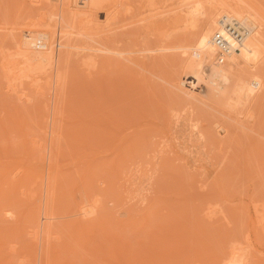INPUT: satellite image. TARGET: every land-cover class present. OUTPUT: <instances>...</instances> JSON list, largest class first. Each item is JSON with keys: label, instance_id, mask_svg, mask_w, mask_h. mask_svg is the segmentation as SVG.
Masks as SVG:
<instances>
[{"label": "rangeland", "instance_id": "374dc122", "mask_svg": "<svg viewBox=\"0 0 264 264\" xmlns=\"http://www.w3.org/2000/svg\"><path fill=\"white\" fill-rule=\"evenodd\" d=\"M60 1L0 0V264H45L40 247L49 235V264H264V88L251 103L230 92L224 105L196 94L203 83L190 95L167 80L190 51L187 27L217 0H114L119 11L109 29L98 13L92 26H82L88 44L63 56L64 34L55 35L52 63L30 67L22 58L29 47L21 51L18 40L32 20L39 22L31 27L43 31ZM243 6L256 14L249 3ZM123 40L161 50L162 63L146 65L149 72L142 67L146 82L142 74V83L134 80L144 91L116 73L111 50ZM61 63L63 85L56 79ZM56 88L64 91L62 100ZM127 142L139 152L128 153ZM48 179L55 186L50 228L44 217Z\"/></svg>", "mask_w": 264, "mask_h": 264}, {"label": "bare ground", "instance_id": "6f19581e", "mask_svg": "<svg viewBox=\"0 0 264 264\" xmlns=\"http://www.w3.org/2000/svg\"><path fill=\"white\" fill-rule=\"evenodd\" d=\"M116 1V0H115ZM114 0H77V6L74 7L76 5V2H73V0H61L60 1V7H59V10L58 12L56 13L57 17L55 14H52L54 15L56 18H53L52 16L49 17V21L48 19L46 18L48 15H46L45 19L46 20V24L44 25L43 24V31L41 30H37L35 29L36 26H38L36 23H38L39 21L36 20V22L34 23L35 20H32L31 23L33 24V26L35 27H31L32 24H29V26L27 27V23H30L29 20L27 23H26V27L29 29V31H25V32H30V28L32 31H35L36 33L35 34H22L20 40H17L19 41V44L16 42V44H18V47H20L19 49H21V45L22 47L24 48H30V46H37V47H41V52H37V53H33L35 51H30L29 48L28 49H23L24 52H23V61H27V63L29 64V66L33 65L32 63H35L36 61L37 62H41L43 63V61H47L49 64L52 63V60L53 57V52L51 53L50 50H49V47L50 45L54 43L51 42L50 40V37H55V35H58L60 37H62L61 35L59 34H64V43H63V47L65 48V51H63V56L65 54H68V52L70 50H72L73 48H80V47H83L84 45L88 44L86 42L88 41H84L81 37H80V34H85L83 33L81 30H82V26L85 24V26H92V21H96L97 19V15L98 13H101L103 14V20H107L106 22V28L109 29V27L111 26V24L113 25V22L116 18V14L115 12L116 11H119L118 8H117V5H116V2ZM119 1V0H118ZM117 1V2H118ZM125 2V0H123ZM213 1V0H212ZM241 1H244L243 2V5L244 3L247 2V4L249 3V5H251V7L253 6V2L252 4H250L249 1L247 0H241ZM252 1V0H251ZM255 1V0H253ZM123 2V3H124ZM232 2V3H231ZM215 3V4H214ZM212 4V2H210V4H212L211 6H209L208 8H204V15L202 17H198L194 22H192L190 24V27H187V28H190L192 30V32H189V36H190V40L188 42V45H189V49L190 51L187 53L186 57L180 61L178 63V68L176 67L175 70H179L177 73H175V76L172 77L171 80H169L167 78L168 81H170V84L172 85V87L175 88L176 91H179L183 93H187L190 95L192 94V89L194 88L195 85H199L200 83H203L204 85H199L198 87H196L197 91H196V94H202L205 93V95L207 94L208 95V98L209 100H211L212 102H215V103H221V104H226L227 102V98L229 97L228 94L230 92H232L233 94L235 93V98H236V95L238 98L240 99H243L247 102H253L255 101L256 97L259 95H257V92L259 90V88H261V86L264 88V10L262 11V7L260 8L259 5H257L256 7L253 6V11L255 10V13L256 14H253L254 12H252L251 10L245 8L242 3H240V0H217L216 2H214ZM57 4V3H56ZM55 4V7L57 6ZM74 4V5H72ZM122 4V0H121V3L120 5ZM257 4V2H256ZM255 4V5H256ZM260 4V3H259ZM119 5V6H120ZM192 5V4H191ZM241 5V6H240ZM185 6V5H184ZM189 6V5H188ZM259 6V7H258ZM181 7V6H180ZM241 7V8H240ZM179 8V6H178ZM186 7H184L185 9ZM189 7H187L188 9ZM192 8V7H191ZM190 8V9H191ZM250 8V9H252ZM257 8V9H256ZM57 9V7H56ZM117 9V10H116ZM183 9V10H184ZM194 9V8H192ZM196 10V9H195ZM177 11V10H176ZM180 11V9L178 10V12ZM259 14H257V12ZM43 13V12H42ZM117 13V12H116ZM180 13H182L180 11ZM202 13V11L200 12ZM41 15V14H40ZM93 15V18H89L88 16H91ZM178 15V14H177ZM180 15V14H179ZM257 15V16H256ZM50 16V15H49ZM41 17V16H40ZM38 17V18H40ZM92 17V16H91ZM51 18H53L52 20H50ZM95 19V20H94ZM114 19V20H113ZM39 20V19H38ZM43 20V18H41V21ZM56 22L58 23V25H60V27L58 28H61L62 27V32L61 33L60 31H57L59 29H57V24ZM41 23V22H40ZM39 23V24H40ZM44 23V21H43ZM24 24V23H23ZM22 24V25H23ZM35 24V25H34ZM14 25V24H13ZM16 25V24H15ZM94 25V24H93ZM17 26V25H16ZM40 26V25H39ZM13 27V26H11ZM25 27V26H24ZM30 27V28H29ZM34 28V29H33ZM11 29V28H10ZM25 30V29H24ZM189 30V29H188ZM19 31V30H18ZM56 31H57V34H56ZM21 32V31H20ZM18 32V33H20ZM60 32V33H59ZM216 32H219L225 41L228 42V45L229 47L226 48L225 50H221L220 48H218L214 42V35ZM13 33V32H12ZM17 33V34H18ZM30 36H29V35ZM14 35V34H13ZM31 35H34V36H31ZM10 37V36H9ZM13 37V36H12ZM15 37V36H14ZM59 37V38H60ZM19 38V36H18ZM58 38V37H57ZM90 39V37H88ZM195 39V40H192ZM15 39V38H14ZM58 40V39H57ZM61 40H63L61 38ZM92 41H95V40H92ZM106 41L108 42H111L112 41V38L111 36H107L106 37ZM85 42V43H84ZM21 43V44H20ZM124 40L123 41H120L119 45L115 48V49H112L111 51H113L115 53V62H114V65L116 67V69L118 68V72L116 71V73L118 74L119 72H121L123 75L122 77L124 78H120V81L123 80V82H127V81H130L131 82V86H134L136 85L137 88H139L140 92L141 91H144L142 90V88L140 89V86L142 84H144V82H146V79L144 78L145 74L143 75L141 73V71H144L146 68L149 69L148 66L146 65H151V69H154L155 67H157V65L155 66V64L157 63H162L163 61L159 62L158 60V53L161 51L160 48H157V49H149L148 46H141V45H129L128 43H126L124 45ZM58 44H59V40H58ZM151 45V44H150ZM17 47V45H15ZM14 46V47H15ZM150 47V46H149ZM152 47V46H151ZM34 48V47H33ZM51 48V47H50ZM21 49V51H23ZM38 50V51H40ZM43 50V51H42ZM62 50V49H61ZM19 50V53L21 54V52ZM153 53V54H152ZM15 54V53H14ZM220 55V56H218ZM18 56V55H17ZM16 56V57H17ZM21 58V57H20ZM21 58V59H22ZM25 58V59H24ZM15 59V58H14ZM21 59H19L21 61ZM63 61V60H62ZM60 61V62H62ZM46 62V63H47ZM25 64V63H24ZM154 64V66H153ZM37 66V64H34ZM41 65V64H40ZM38 65L37 68L40 66ZM43 65V64H42ZM30 66V67H31ZM62 66H64L62 63L60 64V69H59V66L57 68V71L58 72L59 70V73H57V81L63 85V68ZM140 67L141 70H137L136 68ZM144 70H143V68ZM154 67V68H153ZM41 68V66H40ZM138 68V69H140ZM66 69V68H64ZM135 69V70H133ZM146 69L147 72L150 71V69L148 70ZM240 69H242V71L244 73H247V75H249L250 77V80H248L247 78H245V75L243 74L242 71H240ZM135 71L134 73L131 72V71ZM139 71V72H138ZM129 72L132 73L131 76H133L135 74V77L134 79L132 78L131 79V76L129 77ZM138 72V73H137ZM120 73V74H121ZM130 73V74H131ZM137 73V74H136ZM145 73V72H144ZM119 74V77L121 76ZM139 74H142V75H139ZM138 78H137V77ZM142 76V77H141ZM147 76V75H146ZM145 76V77H146ZM141 77V78H139ZM135 78L138 80H136L137 83H139V79H141V82L142 83L140 86L139 84L137 85L136 82L134 81ZM117 79H118V76H117ZM122 79V80H121ZM130 79V80H129ZM134 81V83H133ZM254 81L258 82L259 84V87L258 86H255L254 85ZM112 82V81H111ZM58 83V84H59ZM109 83V82H108ZM118 83V82H117ZM122 83V82H120ZM128 83V82H127ZM169 83V82H168ZM60 84H59V87H60ZM124 84V83H123ZM134 84V85H133ZM206 84V85H205ZM111 85V84H110ZM125 85V84H124ZM143 86V85H142ZM141 86V87H142ZM180 86H184L186 87L185 90H182V88ZM135 87V88H136ZM111 88V87H110ZM120 88V87H119ZM262 88V89H263ZM57 89V88H56ZM54 89V90H56ZM63 89V87L61 88ZM121 89V88H120ZM123 89V88H122ZM134 89V88H133ZM109 90V89H108ZM264 90V89H263ZM127 91V90H125ZM109 92V91H108ZM110 92H112V90H110ZM123 92V91H120V93ZM136 92V91H135ZM55 93V92H54ZM62 93H64L63 90H60L59 88L57 89L56 91V95H58L59 97V100H62L60 99L62 97ZM115 93V92H114ZM124 93V92H123ZM127 93V92H125ZM124 93V94H125ZM132 93V92H131ZM178 93V92H176ZM65 94V93H64ZM129 94V93H128ZM144 94V93H143ZM181 94V93H180ZM178 95V94H176ZM189 95V96H190ZM257 95V96H256ZM183 96V95H182ZM194 96V95H193ZM121 97V96H120ZM125 97V96H124ZM129 97V96H128ZM132 97V96H131ZM184 98H187L185 97V95L183 96ZM182 97V99H184ZM207 97V96H206ZM259 97V96H258ZM116 98V97H115ZM179 98V97H178ZM192 98V97H191ZM204 98V97H203ZM121 99V98H120ZM192 99H195L192 98ZM201 99V98H200ZM259 99V98H258ZM263 99V98H262ZM56 100V99H55ZM188 100V99H187ZM186 100V102H187ZM226 100V101H225ZM238 100V99H237ZM58 101V100H57ZM125 101V100H124ZM131 101V100H130ZM224 101V102H223ZM116 102V100H115ZM118 102V101H117ZM126 102V101H125ZM124 102V103H125ZM184 102V101H182ZM184 102V103H186ZM189 102V100H188ZM223 102V103H222ZM240 102V101H239ZM59 101H58V105H59ZM190 103V104H189ZM188 104L191 105V102H189ZM201 103V102H200ZM120 104V102H119ZM122 104V103H121ZM143 104H146V103H143ZM205 104V103H204ZM219 104H215V105H219ZM231 104V103H230ZM118 105V103L116 104V106ZM126 105V104H125ZM208 105V104H207ZM223 105V107H224ZM247 106V105H246ZM255 106V105H254ZM126 107V106H125ZM127 107H128V103H127ZM208 107V106H207ZM211 107V106H210ZM217 107V106H216ZM220 108V106H218ZM121 108V107H120ZM135 108V107H134ZM212 108H215L214 106ZM58 109V108H57ZM124 109V108H123ZM129 109V108H128ZM137 109V108H136ZM208 109V108H207ZM221 109V108H220ZM233 109V108H232ZM210 110V108H209ZM215 110H219V109H215ZM222 110V109H221ZM231 110V109H230ZM251 110V109H250ZM120 111H122L120 109ZM57 113V111H56ZM255 113V112H254ZM257 113V112H256ZM219 114V113H217ZM55 115V113H54ZM124 115V114H123ZM56 116V115H55ZM229 116V115H228ZM232 116V115H231ZM54 117V116H53ZM58 117V116H56ZM119 119H124V118H120ZM223 119V118H222ZM118 120V118H117ZM56 121V119L54 118V122ZM119 121V120H118ZM226 121V120H225ZM57 123V122H56ZM55 123V124H56ZM125 123H129V122H125ZM124 123V124H125ZM144 123V122H143ZM222 123V122H221ZM230 123V122H229ZM137 124V123H136ZM226 125V124H225ZM58 126V124H57ZM118 126V125H116ZM120 126V125H119ZM127 126H129L127 124ZM138 126V125H136ZM141 126V125H140ZM139 126V128H140ZM145 126V125H144ZM142 126V127H144ZM55 127V126H54ZM60 127V126H59ZM146 127V126H145ZM225 127V126H224ZM223 127V128H224ZM123 128V127H121ZM127 128V127H126ZM137 128V127H136ZM226 128V127H225ZM54 129V128H53ZM56 129V128H55ZM54 129V130H55ZM61 129V127H60ZM233 129V128H231ZM113 130V129H112ZM135 130V129H134ZM138 130V128H137ZM226 130V129H225ZM228 130V129H227ZM131 131V130H130ZM144 131V130H143ZM263 131V130H262ZM53 132V131H51ZM112 132V131H111ZM127 132V131H125ZM136 134H138V132L135 130ZM141 132V131H140ZM227 132V131H226ZM106 133V132H105ZM117 133V132H116ZM122 133V132H121ZM130 135L133 133V132H129ZM114 133H111L110 135H112ZM126 134V133H125ZM115 135V134H114ZM128 135V133H127ZM125 135V136H127ZM129 136V139L133 136H136L135 133L134 135H131V137ZM113 136V135H112ZM124 136V135H123ZM115 137V136H114ZM138 137V135L136 136V138ZM117 138V137H116ZM119 138V137H118ZM121 138V137H120ZM52 139V137H51ZM133 139H135V137H133ZM132 140V139H130ZM129 140V141H130ZM57 141V139H56ZM55 141V142H56ZM122 141H124L122 139ZM132 142V141H130ZM128 143L129 146V150L127 149H124L122 148V152H121V159L123 161H125V158L127 159V152H131L132 150L134 151L133 148H136L138 147V143L136 142V145L135 147H133V145H130L132 143ZM52 143H54V141L52 140ZM126 143V141L122 142L121 145H123V147H126L124 146V144ZM134 143V141H133ZM51 144V143H50ZM53 145V144H52ZM55 146H52L53 147H58V144H55ZM245 145V144H244ZM51 147V146H50ZM56 147V148H57ZM247 147V146H246ZM55 148V149H56ZM127 148V147H126ZM139 148V147H138ZM138 148H136V151L138 150ZM150 148V147H149ZM154 148V146H153ZM153 148H151L153 150ZM126 150L125 152H123L124 150ZM242 149V148H241ZM53 150V149H52ZM58 150V149H57ZM145 150H148L149 149H146ZM151 150V152H152ZM54 151V150H53ZM139 152V150L137 151ZM142 152V151H141ZM140 152V153H141ZM145 152V151H144ZM52 151L50 153V155H52ZM133 153V152H132ZM139 153L140 156H142L141 154ZM146 153V152H145ZM54 156H55V151H54ZM238 154V153H237ZM49 155V158L48 160L50 161L51 158H52V161L53 159L55 158L53 155L52 157H50ZM136 155V154H134ZM151 156V154H149ZM148 155V156H149ZM132 156V154H131ZM144 156V155H143ZM129 158L132 159L129 155ZM134 158V157H133ZM129 160V159H128ZM51 161V162H52ZM159 162V160L157 161ZM169 162V161H168ZM54 163V161L52 162ZM154 163V162H153ZM167 163V162H166ZM170 163V162H169ZM264 163V162H263ZM157 164V163H156ZM159 165V163H158ZM128 168H129V165H127ZM156 166V165H155ZM160 166V165H159ZM174 166V165H172ZM263 166V165H262ZM158 167V166H157ZM163 167V166H162ZM168 168V167H167ZM180 168V166L178 167ZM262 168V167H261ZM123 169V168H122ZM131 169V168H130ZM161 169V167L159 168ZM170 169H173V168H170ZM169 169V170H170ZM175 169V167H174ZM173 169V170H174ZM186 169V168H185ZM188 169V168H187ZM264 170V169H263ZM189 171V169H188ZM195 171V170H194ZM122 172V171H121ZM165 172V170L163 171ZM173 175H174V172L170 171ZM196 172V171H195ZM252 172V171H251ZM125 173V172H124ZM170 173V175H172ZM180 173V172H179ZM189 173V172H188ZM194 173V172H193ZM192 173V174H193ZM127 174V173H126ZM156 174V173H155ZM176 174V172H175ZM185 174V173H183ZM190 174V175H192ZM198 174V173H197ZM51 175V174H50ZM125 175V174H124ZM194 175V174H193ZM252 175V174H251ZM52 176V175H51ZM49 176V178L51 177ZM54 176V175H53ZM52 176V177H53ZM156 176V175H155ZM177 174L174 176L176 178ZM188 175H185L184 177H186ZM127 177V176H126ZM130 177V176H129ZM152 177V176H151ZM181 178V176H179ZM248 177V176H247ZM48 178V177H47ZM56 178V177H55ZM52 179V180H55ZM128 178V177H127ZM147 178V177H146ZM191 178V177H189ZM17 179V178H16ZM150 179V178H149ZM157 179V177H156ZM255 179V178H254ZM131 180V179H130ZM152 180V179H151ZM162 180V179H161ZM161 180H158L160 182L158 183H161ZM172 180V179H171ZM187 180V179H185ZM232 180V179H231ZM164 181V179H163ZM177 181V179H176ZM183 181V180H181ZM215 181V180H214ZM2 182V181H1ZM149 182V181H148ZM172 182H174L172 180ZM227 182V181H226ZM234 182V181H233ZM13 183V182H12ZM154 183V182H152ZM228 183V182H227ZM53 181L51 180H47V188H46V202L44 203L45 205V210H44V217H45V222H46V218L47 220L49 221L51 215V209H52V205L54 203H52L53 201V189L55 188V186L53 187ZM130 184V183H129ZM210 184V183H209ZM10 185V184H9ZM127 185V184H126ZM137 185V184H136ZM162 185V184H161ZM160 185V186H161ZM164 185V184H163ZM179 185V184H178ZM182 185V184H181ZM190 185V184H189ZM238 185V184H237ZM243 185V184H242ZM247 185V184H246ZM254 185V183H253ZM134 186V185H133ZM151 188H152V185H150ZM236 186V185H235ZM46 187V186H45ZM178 187V186H177ZM209 187V186H208ZM10 188V187H9ZM16 188V187H15ZM126 188V187H125ZM123 188V190L125 189ZM138 188V186H137ZM146 188V187H145ZM205 188V187H204ZM244 188V187H243ZM6 189V188H5ZM136 189V187H135ZM176 189V188H175ZM207 189V188H206ZM209 189V188H208ZM213 189V188H212ZM210 189V190H212ZM239 189V188H238ZM252 189V188H251ZM55 190V189H54ZM150 190V189H149ZM205 190V189H204ZM12 191V190H11ZM9 191V192H11ZM126 191V190H125ZM133 191V190H132ZM131 191V192H132ZM144 191V190H143ZM155 191V190H154ZM159 191V190H157ZM157 191L155 193H157ZM166 191V190H165ZM184 191V190H183ZM14 192V191H13ZM124 192V191H123ZM121 192V193H123ZM134 192V191H133ZM148 192V191H147ZM178 192V190H177ZM127 193V192H126ZM140 193V192H139ZM151 193V192H150ZM187 193V192H186ZM132 194V193H131ZM203 194V193H202ZM208 194V193H206ZM215 197V193H212ZM211 194V195H212ZM234 194V193H233ZM232 194V195H233ZM238 194V193H237ZM244 194V193H243ZM248 194V193H247ZM123 195V194H122ZM129 195V194H128ZM149 195V194H148ZM155 195V194H154ZM242 195V194H241ZM125 196V195H124ZM123 196V198H124ZM145 196V195H144ZM153 196V194L151 195V197ZM206 196V195H205ZM239 196V195H238ZM256 196V195H255ZM264 196V194L262 195ZM48 197V198H47ZM121 197V196H120ZM128 197V196H127ZM125 197V198H127ZM156 197V196H155ZM178 197V196H177ZM204 197V196H203ZM232 197V196H231ZM5 198V197H4ZM230 198V197H229ZM41 199V198H40ZM44 199V201H45ZM52 199V200H51ZM129 200V199H128ZM192 200V199H191ZM207 200V199H206ZM252 200V199H251ZM55 201V200H54ZM126 201V200H124ZM209 201V200H208ZM240 201V200H239ZM255 201V200H254ZM132 202V201H130ZM135 202V201H134ZM171 202V201H170ZM241 202V201H240ZM43 203V202H42ZM124 203V202H123ZM168 203V202H167ZM176 203V202H175ZM187 203V202H186ZM231 203V202H230ZM258 204V203H257ZM132 205V204H131ZM130 205V206H131ZM134 205V204H133ZM140 205V204H139ZM186 205V204H185ZM259 205V204H258ZM136 206V205H135ZM255 206V205H254ZM134 207V206H132ZM247 207V206H246ZM255 209V208H254ZM39 210V209H38ZM41 211V210H40ZM38 212V211H37ZM53 212V211H52ZM35 215H36V210H35ZM43 215V214H42ZM38 217V215H37ZM53 218V217H52ZM35 219H37L35 217ZM34 219V220H35ZM39 220V218L35 221L37 222ZM52 220V219H51ZM44 221V220H43ZM44 222V223H45ZM50 223L49 222H46V226ZM36 224V223H35ZM34 225V224H33ZM44 225V224H43ZM42 225V226H43ZM34 226H37V225H34ZM49 228H50V224L48 225ZM44 227V226H43ZM47 229H49L48 227H46ZM44 227V229H46ZM39 229V228H38ZM43 230V228H42ZM45 231V230H44ZM50 231V230H49ZM36 232V230L33 229V233ZM43 232V231H42ZM46 232H48V230H46ZM45 232V233H46ZM36 234V233H35ZM34 234V235H35ZM43 234V233H42ZM47 236L49 235V233L46 234ZM36 236V235H35ZM50 237V235H49ZM48 237V238H49ZM106 237V236H105ZM45 237V244H44V241L42 239V247H40V249L43 248V245L44 246V249H43V252L45 251L44 254H46V259H45V264H49V260H48V257H50L49 253H52V252H49V242L48 240L46 241V239H48ZM107 238V237H106ZM110 241V240H109ZM104 244V243H103ZM102 244V246H103ZM158 245V244H157ZM52 247V246H51ZM65 249V248H64ZM107 249V248H105ZM104 249V250H105ZM232 249V248H231ZM229 249L231 252L232 250ZM58 249H56L57 251ZM107 251V250H106ZM151 251V250H150ZM42 252V251H40ZM42 252V253H43ZM59 252V251H58ZM108 252V251H107ZM234 252V251H233ZM155 253V252H153ZM49 255V256H48ZM154 255V254H153ZM44 256V255H43ZM157 256V254H156ZM227 256V255H226ZM229 256V255H228ZM53 257V255H52ZM150 258V257H149ZM153 258V257H152ZM44 259V258H43ZM53 259V258H52ZM154 259V258H153ZM226 259V258H225ZM1 260V259H0ZM149 260V259H148ZM151 260V259H150ZM233 260V259H232ZM55 262V260H52ZM171 261V260H170ZM151 262V261H150ZM57 263V262H56ZM231 263V262H230Z\"/></svg>", "mask_w": 264, "mask_h": 264}, {"label": "built area", "instance_id": "2783aa9c", "mask_svg": "<svg viewBox=\"0 0 264 264\" xmlns=\"http://www.w3.org/2000/svg\"><path fill=\"white\" fill-rule=\"evenodd\" d=\"M214 42H215L216 46L218 48H220L221 50H225L226 48L229 47L228 42L224 40L223 36L219 32L215 33ZM218 56H220V55H218Z\"/></svg>", "mask_w": 264, "mask_h": 264}]
</instances>
